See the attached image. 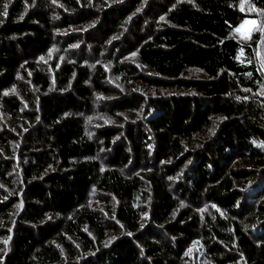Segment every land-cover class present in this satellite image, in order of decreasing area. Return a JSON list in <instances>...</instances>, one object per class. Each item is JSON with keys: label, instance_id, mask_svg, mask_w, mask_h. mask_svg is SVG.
<instances>
[{"label": "trees", "instance_id": "1", "mask_svg": "<svg viewBox=\"0 0 264 264\" xmlns=\"http://www.w3.org/2000/svg\"><path fill=\"white\" fill-rule=\"evenodd\" d=\"M246 17L241 0H0V264H264ZM97 94L128 123L91 136Z\"/></svg>", "mask_w": 264, "mask_h": 264}, {"label": "rangeland", "instance_id": "2", "mask_svg": "<svg viewBox=\"0 0 264 264\" xmlns=\"http://www.w3.org/2000/svg\"><path fill=\"white\" fill-rule=\"evenodd\" d=\"M241 8L243 11L247 13V17L243 21L242 25L238 28V36L240 39L252 43L255 46L256 50V59L258 66L261 70V74L264 76V31H261V29H264V9H258L254 4L253 0H241ZM87 29V28H86ZM85 30L84 28L79 29V30H72L71 32L74 31H83ZM66 32H63L65 34ZM128 61H132L135 64L136 58L135 56L127 57ZM108 60L104 58L100 62L103 65H107ZM108 66V65H107ZM190 77L193 78H204L205 75L201 74L198 71H191L189 73ZM111 84L112 86H115L116 89L120 91V93H136L138 95L144 96L146 99H159V98H166V97H171L172 95L176 94L177 92L175 90H158V89H148V86L141 85L139 83H134L131 82L128 85L124 84L120 80L116 79H111ZM264 92V91H263ZM108 99L105 97L103 94H97L95 95V104L98 103L97 105H93L91 113L87 116L86 122L88 124L89 128V133L91 136H93L99 129L105 126H124L128 123V121L131 119L130 116L126 115L125 113L121 114L122 119H119L114 116H110L109 114V108H105L104 104L102 102L107 101ZM142 116V115H141ZM97 136V134H95ZM94 135V136H95ZM200 139H206L205 135L200 136ZM90 205L94 208H97L98 210H103L104 209V204L103 202L97 198H91V203ZM203 210L208 211L211 207H216L211 206L210 204H206L204 206ZM105 210V209H104ZM15 214V212H12ZM13 214H9V216H13ZM199 246H195L193 250L197 251Z\"/></svg>", "mask_w": 264, "mask_h": 264}, {"label": "snow or ice", "instance_id": "3", "mask_svg": "<svg viewBox=\"0 0 264 264\" xmlns=\"http://www.w3.org/2000/svg\"><path fill=\"white\" fill-rule=\"evenodd\" d=\"M6 9H7V5H5V11L3 13L4 16H7V10ZM261 31H264V29H261Z\"/></svg>", "mask_w": 264, "mask_h": 264}]
</instances>
